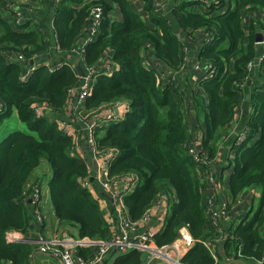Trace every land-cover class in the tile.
<instances>
[{
  "label": "trees",
  "instance_id": "trees-1",
  "mask_svg": "<svg viewBox=\"0 0 264 264\" xmlns=\"http://www.w3.org/2000/svg\"><path fill=\"white\" fill-rule=\"evenodd\" d=\"M50 1L0 0V264H30L32 245H7L4 235L8 230L28 231L25 198L34 172L43 162L52 175L47 188L59 222L77 225L81 239L110 237L98 202L82 185L90 167L80 156L70 154L74 139L59 128L54 116L35 114L39 108L60 114L70 91L80 86L70 64L95 7L101 8V22L95 41L84 47L85 66L96 67L104 52L111 50L117 69L110 77L96 76L82 114L94 116L103 105L115 101L129 103L123 121L96 128L94 138L99 151H118L108 168L110 175L133 173L138 177L136 189L124 197L130 218L138 220L159 192H172L174 202L154 244L173 243L179 228L187 225L194 242L184 263L221 264L212 244L216 232L205 218L195 164L184 147L190 141L185 119L193 113L204 127L206 155L213 159L221 143L223 151L231 154L227 158L232 168L228 179L231 197L250 188L259 192L257 209L253 212L251 208L234 229L227 226V231L233 230L231 238L219 239L224 255L240 264L262 261L264 60L257 62L264 57V43L256 44V34L260 30L264 35V0H178L169 5L168 17L159 11L157 0H142L149 24L139 18L128 0ZM23 5L38 10L30 12ZM115 9L122 20L112 19ZM52 12L56 49L48 34ZM178 30L186 38L201 34L196 57L208 66L197 72L189 97L172 84H163L158 69H147L143 63V54L150 51L165 69L180 71L184 48H189L177 36ZM7 54L21 55L23 62H10ZM37 57L49 65H39L21 81L29 60ZM12 113L21 131L11 132L5 124ZM238 116L237 132L245 127L248 133L244 142L235 145L236 134H229V127ZM78 249L83 258L94 251L89 246ZM140 255L133 253L131 264H140Z\"/></svg>",
  "mask_w": 264,
  "mask_h": 264
},
{
  "label": "built area",
  "instance_id": "built-area-1",
  "mask_svg": "<svg viewBox=\"0 0 264 264\" xmlns=\"http://www.w3.org/2000/svg\"><path fill=\"white\" fill-rule=\"evenodd\" d=\"M158 5V4H156ZM14 9H17L16 7ZM17 17L20 19L21 15L19 12H16ZM102 11L101 8L95 7L91 12L90 22L88 24L87 33L84 39V44H88L95 41V38L98 33V28L100 25ZM56 49V48H55ZM184 61L187 60L188 54L185 50ZM39 57L31 59L33 64H28L26 73L21 77V81H25L27 77L39 66H47V63H37ZM18 60L23 62L21 55L18 56ZM264 60V57L258 60L260 64ZM196 69H199V66H195ZM204 69H208V66L204 65ZM114 69L110 72L100 71L91 67L86 69V73L82 79V83L76 89L70 91L69 95L73 92H76L74 97V108L79 120L84 122L87 126L85 129L87 133L86 147L93 153L94 159L105 158V164L103 167H97L96 175L92 172L88 174L87 179L83 181V187L94 196L95 186H99L102 190L107 191L112 187H118V190L115 193L111 194V201L116 213V220L119 230L113 232L108 239H97L91 240L88 238L84 239H73L71 237H53L52 239H44L43 237L35 238L34 240L30 235L22 233L15 230H8L5 232L4 240L5 244H38V251L43 254H49L54 258H57L60 264H103L106 256L111 252L115 254H126L132 253L135 251L146 252V257L140 262V264H157V261H164L165 264H185L183 258L185 252H187L193 246V239L189 234L187 225H184L178 230V237L174 244L164 245L157 247L154 244V237L160 233L165 223L163 222L155 231L154 229L145 228L143 226L147 224L150 220L152 213L157 211L163 204H168L170 197L173 196L172 192H159L155 198L151 201L149 206L145 209L141 217L134 221L130 218L128 210L124 204V197L129 195L130 192L138 186V177L135 174H130L129 180L125 179V175H110L108 172L109 166L113 163V158L116 155V149H109L108 151H99L96 148V142L94 138V130L96 128H107L110 125L119 123L121 117L115 112L117 107L120 104H124L129 110V103L127 101H115L107 103L102 106L110 109V113L103 114L99 118H92V115H83L84 110L83 104L85 100L90 96L93 83L97 75L112 76ZM160 77V76H159ZM162 79V77H160ZM3 106L0 103V112L2 111ZM38 113V109H35V114ZM241 112L239 110L238 115ZM124 117V116H123ZM240 117L238 116L232 125L229 127V134H236L235 145H239L246 139L248 129L243 127L242 130L237 132L238 122ZM237 132V133H236ZM228 134V135H229ZM227 137L225 138V140ZM188 156L191 158L195 164V171L199 181L205 185L207 190H210L213 193L226 192V188L221 182H217L214 172H213V163L214 159L209 158L206 153L202 151L195 150L192 141L190 140L185 146ZM108 152V153H107ZM111 153V155H109ZM109 156V157H108ZM129 174V173H128ZM93 177V181L89 182V178ZM95 180L99 183L96 184ZM41 188L38 185H34L30 189L26 202H31L34 208L35 216L38 220H41ZM132 193V192H131ZM254 194V192H252ZM232 206L229 200L224 199L220 200L215 206L211 201L205 206V212L210 211V219L213 225L217 228L219 232V239L225 240L226 238H231L233 230L227 231V226L230 225V214ZM107 220V219H106ZM108 223V221H107ZM110 227V226H109ZM36 241V242H32ZM206 247L207 244H204ZM82 246H89L94 249V251L88 257H81L77 253V249ZM184 247V249H183ZM230 261L233 258H229Z\"/></svg>",
  "mask_w": 264,
  "mask_h": 264
},
{
  "label": "crops",
  "instance_id": "crops-1",
  "mask_svg": "<svg viewBox=\"0 0 264 264\" xmlns=\"http://www.w3.org/2000/svg\"><path fill=\"white\" fill-rule=\"evenodd\" d=\"M178 0H157V4L160 6L158 7L159 11L163 14V16L168 17L169 15V5L173 4L174 2H177ZM51 3L54 2V0L50 1ZM130 6L133 8L135 13L139 16L140 19H142L145 23L149 24V16L148 14L144 11L143 9V2L142 0H128ZM24 4V3H23ZM54 4V3H53ZM21 5H18L17 7H20ZM26 5H23L22 8H27L28 11L34 12L37 8L35 6L33 7H25ZM53 7V6H52ZM51 12V11H50ZM52 19H53V12L50 16V29L48 31L49 38L52 40V45L53 48H56V36L54 35L52 31ZM112 19L114 21H120L122 20V15L121 13L115 9L113 12ZM86 32V29H85ZM261 32V31H260ZM177 36L179 39H181L184 43H187L188 48H184V53L185 50L187 51L188 58L187 60L184 61L183 67L180 71H174L171 69H165L154 57L153 53L150 51H146L143 54L144 58V66L147 69L150 68H155L158 69L160 77V81L163 82V84L168 83L172 84L174 88H177L180 92L183 93V95L188 96L195 88V84L198 80V74L197 72H200V70L204 69V65H202L198 58L196 57L198 47L200 46L201 40H198L199 37H202L201 34L197 33L196 35L193 36V38L190 37H185L179 30L176 31ZM262 33V32H261ZM259 34V38L261 37L262 39V44L264 43V35L263 33L260 34L257 32V35ZM86 36V35H85ZM84 39L82 38L79 39L77 45L80 47V51L75 52L72 57L71 61V68L75 69L77 76L79 77V84L82 83V79L86 73L87 67L85 66L84 60H83V50L84 47L86 46L84 44ZM198 40V41H197ZM257 44V42H256ZM261 44V43H258ZM261 44V45H262ZM195 48V49H194ZM190 53V55H189ZM112 52L111 50H107L104 52L100 62L98 65L95 67V69H99L100 71H107L110 72L112 69L114 71L117 69L116 66L113 65L112 62ZM7 57L10 62L16 63L18 62V57L13 55V54H7ZM50 58V57H49ZM47 58V59H49ZM30 62V61H29ZM28 62V64H30ZM37 63H44V61H40V58L37 60ZM49 64L47 63V66ZM198 65L199 69H196L195 66ZM76 92H73L69 95L68 102L65 106V108L61 111L60 114H52L48 112L45 108H39L38 109V116H43V115H48V116H54V120L57 121L59 128L69 135L71 138L74 139V148L71 149L70 154L73 156H80L84 160L86 158H89L91 160H95L93 153L86 147V141H87V133L85 130L79 128L78 122H81L79 120V117L77 116L74 108V97H75ZM124 101V100H123ZM127 107L124 104H120L117 109L116 113L121 117V121H123L125 114L128 110H126ZM110 109L107 107L100 108L98 112L92 116V118H99L103 114L110 113ZM14 117V119H13ZM188 119V124H187V129L190 133V140L193 143V146L195 150L197 151H202V143L204 139V127L201 124H198L197 121L194 119V114L193 113H188L186 116ZM120 121V122H121ZM186 121V119H185ZM17 123V124H16ZM5 124L7 127L10 129V131H14L12 129L14 128H20L21 125L20 122L18 121L16 114L12 113L11 117L6 120ZM108 151V150H106ZM108 153V152H107ZM229 151L224 149L223 151V143H221L220 147L218 148L217 153L214 155V163H213V172L216 178L217 182H221L224 187L226 188V192H218V193H213L210 190H207L205 185L200 181V186H201V193L203 197V202L204 205L206 206L209 201L213 203L215 206L220 200L227 199L230 201L232 210L230 214V225L234 227L240 223V216L241 214L245 211V208L251 207L252 210H254V204L257 202L258 204V197H259V192L254 189L250 188L247 189L245 192L242 194L236 196L235 198H232L230 195L229 187H228V179L229 176L231 175L232 168H229L227 158L229 157L231 159V154H228ZM111 155V153L109 154ZM118 156V151L116 152V155L113 158L114 162ZM109 157V156H108ZM97 163V167H103L105 164L106 159L105 158H99L95 160ZM89 166V165H88ZM90 167L89 175L93 172L92 167ZM41 168V169H40ZM92 171V172H91ZM129 173L125 175V179L129 180ZM96 175V173H95ZM33 179L31 182L37 181L36 183L39 185V187L42 189V194H41V200H40V208H41V215L42 218L41 220H38L35 216L34 213V208L31 202H27L28 204V211H29V218H30V226L28 228L27 233L30 235V237L34 240L35 238H40L43 237L44 239H52L53 237H59V238H64V237H71L73 239H79V230L77 225H72L70 223L66 222H59V220L56 218L54 214V207L51 204L49 193H48V188L47 184L49 179L51 178V172L49 169V166L46 164V162H43L38 169L34 172ZM30 182L29 188L33 187L35 184H32ZM96 184H99L95 180ZM137 186L131 191L133 192L136 189ZM120 190L118 187H112L107 191L102 190L99 186H95V193L94 196L90 195L98 202L99 207H100V212L101 214L107 219L108 225L110 226V235L113 232H116L119 230L117 220H116V213L114 211L112 201H111V194L117 192ZM130 192V194H131ZM254 192V194H252ZM174 194L173 196L170 197V201L168 204H163L161 208H159L157 211L152 213V216L150 220L147 222V224L144 225H139L140 227L143 226L145 228L149 229H154L155 231L157 228L164 222H166L167 216L169 214V208L170 205L174 202ZM176 199V198H175ZM255 199L254 203L253 200ZM253 205V206H252ZM204 214L205 218L209 221L211 226L215 230V234L217 235L213 240V248L216 250L218 253L219 257L222 258V261H220L221 264L230 262V259L228 257H225L224 255V250L222 247V243L219 240V232L217 231V228L213 225L211 219H210V211L207 213L205 212L204 208ZM235 215V216H234ZM120 231V230H119ZM177 240V239H176ZM175 240V241H176ZM173 242L171 244H174L176 242ZM36 242V241H32ZM32 249H33V254L30 260V264H60L59 260L57 258H54L53 256L49 254H43L40 251H38V244H32ZM184 249V247H183ZM139 251L132 252L129 256L133 253H136ZM188 252V251H187ZM185 252V253H187ZM77 253L79 254V249H77ZM141 253L140 255V261H142L147 253L146 252H139ZM115 253L111 252L106 256V259L104 260L103 264H118V260L111 261L109 257ZM186 255V254H185ZM217 261V259H216ZM157 264H165L164 261H157ZM233 264H240V263H233ZM252 264H264V259L262 261H257L253 262Z\"/></svg>",
  "mask_w": 264,
  "mask_h": 264
},
{
  "label": "rangeland",
  "instance_id": "rangeland-1",
  "mask_svg": "<svg viewBox=\"0 0 264 264\" xmlns=\"http://www.w3.org/2000/svg\"><path fill=\"white\" fill-rule=\"evenodd\" d=\"M36 10H38V8L36 9ZM20 12V11H19ZM258 33H260V34H262L261 32H260V30L259 31H257ZM189 55H190V53H189ZM13 119H14V117H13ZM15 120V119H14ZM186 122H187V124H188V121L186 120ZM17 124V123H16ZM78 124H79V128H81V129H83V130H85V129H87V126L85 125V123L84 122H78ZM12 130H14V131H21V129H18V128H14V129H12ZM232 159H233V157H232ZM41 169V168H40ZM36 182L37 181H34L32 184H35V185H38V184H36ZM39 186V185H38ZM40 193L42 194V189H41V191H40ZM257 207H258V204H257V202H255V204H254V210H256L257 209ZM250 209H251V207H247V208H245V211L241 214V216H240V218L239 219H242L249 211H250ZM254 210H253V212H254ZM40 212H41V210H40ZM253 213H251V215H252ZM235 216V215H234ZM130 254L131 253H126V254H113V255H111L110 257H109V259L111 260V261H115V260H118V264H131V261H130V258H129V256H130Z\"/></svg>",
  "mask_w": 264,
  "mask_h": 264
},
{
  "label": "water",
  "instance_id": "water-1",
  "mask_svg": "<svg viewBox=\"0 0 264 264\" xmlns=\"http://www.w3.org/2000/svg\"><path fill=\"white\" fill-rule=\"evenodd\" d=\"M256 42H257V43H262V39H261V37L259 38V34H258L257 37H256ZM79 51H80V50L78 49V52H79ZM29 63H30L31 65L33 64L32 61H30ZM85 162L87 163V165H89V166L92 167V170H93L94 173L97 172V163H96L95 160H91V159H89V158H86V159H85ZM92 181H93V177L91 176V177L89 178V182H92ZM233 263H237V261H236V260H233V261L226 262V263H223V264H233Z\"/></svg>",
  "mask_w": 264,
  "mask_h": 264
}]
</instances>
